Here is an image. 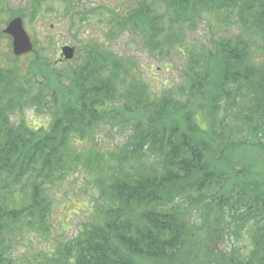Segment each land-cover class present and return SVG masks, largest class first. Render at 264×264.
I'll list each match as a JSON object with an SVG mask.
<instances>
[{
    "label": "trees",
    "instance_id": "16d2710c",
    "mask_svg": "<svg viewBox=\"0 0 264 264\" xmlns=\"http://www.w3.org/2000/svg\"><path fill=\"white\" fill-rule=\"evenodd\" d=\"M38 8L17 16L32 19ZM132 11L110 19L109 40L129 30L158 60L183 56L182 79L160 92L133 58L93 40L42 80L0 66V264H264V182L234 166L239 151L264 152V48L256 58L252 42H264V0H151ZM81 14L70 12L83 24ZM204 15L213 20L208 42L185 41ZM35 61L43 76L47 66ZM27 106L51 111V122H13ZM194 114L208 127L188 128ZM109 134L118 142L101 150ZM81 168L94 186L91 220L44 260L18 249L49 236L51 187ZM241 231L245 256L217 253L219 238Z\"/></svg>",
    "mask_w": 264,
    "mask_h": 264
},
{
    "label": "rangeland",
    "instance_id": "374dc122",
    "mask_svg": "<svg viewBox=\"0 0 264 264\" xmlns=\"http://www.w3.org/2000/svg\"><path fill=\"white\" fill-rule=\"evenodd\" d=\"M151 0H70L71 11L81 12L85 22L82 24L80 17H71L70 12L67 14L65 10V2L63 0H0V66L8 67L14 63L18 65L22 74H30L35 78L43 79L48 76L47 72L50 70L60 71L67 65H72L77 57V49L89 41H98L100 44L106 46L107 49L119 55L133 58L135 71L143 78L148 85V89L154 92H160L165 86L169 85L176 78L182 79L180 76L183 70V56L179 52H173L169 58L158 60L155 56H150L144 49L141 38L132 34L129 30L119 33L117 37L109 40L108 32L114 28L110 19L114 16L118 20L127 17L132 13L133 9L138 4ZM163 1V0H160ZM39 2V12L34 18L26 17L22 20L17 14L25 7ZM161 4L163 10L164 4ZM86 17H84V16ZM205 17V15H204ZM20 18L23 27L31 39L35 43L32 52L23 56H14L12 51V40L8 35L3 33L7 24L15 19ZM204 23L199 22L193 30L185 32V41L196 42L197 45L207 43L210 36V28L213 26V20L205 17ZM210 22V23H209ZM166 23V21H165ZM222 28L221 24H214V29ZM213 29V30H214ZM230 29V28H229ZM227 30L226 35L230 33ZM234 30V27L231 28ZM253 50L257 49L259 52L254 56L259 58L262 56L264 42L261 39L253 38ZM33 45V44H32ZM70 46L75 51L73 61H65L61 55V48L63 46ZM18 58V59H16ZM35 62L43 60L46 67L40 66L44 75L35 73ZM163 61H167L168 68H164ZM178 69V71H177ZM20 76L24 77V75ZM35 73V74H34ZM40 109L37 111L32 106L25 107L18 115L13 117V122L20 121L24 118L27 123L33 128H41L48 125L52 120L51 111H44ZM50 110V109H49ZM188 121V128H192L193 132L197 131V125L201 128H207L204 116L199 114ZM173 122V121H172ZM200 134V131L198 132ZM264 142V137L260 139ZM118 142V136H104L103 143L100 144L101 150L115 147ZM246 151V152H245ZM214 157L217 155L212 152ZM240 160H247L246 164H240ZM256 163V166L254 165ZM264 152L256 147L250 146L248 150L238 152V162L236 166L242 165L244 171L253 174L259 182H264ZM239 173L241 171H238ZM241 177L236 178L240 180ZM85 169L81 168L80 173H74L64 177L60 183H55L51 187V215L49 218L50 227L48 229L49 236L43 239L39 237L34 240V244L24 240L19 243L18 249L21 247L25 251L32 254H38V258L44 260V255H51L54 248L67 240L74 237L81 229L83 223L91 220V208L94 200V186L89 182ZM96 187V185H95ZM21 187L18 188L19 194ZM20 195H16L19 198ZM21 197V196H20ZM92 199V201H91ZM94 203V202H93ZM234 225H231V228ZM217 253L222 255L224 253H232L237 251L240 255L245 256L250 247V239L248 232L241 231L239 235L230 233L224 235L217 240Z\"/></svg>",
    "mask_w": 264,
    "mask_h": 264
},
{
    "label": "water",
    "instance_id": "95a60500",
    "mask_svg": "<svg viewBox=\"0 0 264 264\" xmlns=\"http://www.w3.org/2000/svg\"><path fill=\"white\" fill-rule=\"evenodd\" d=\"M3 33L8 35L12 40V51L14 56H23L32 51V42L20 18L11 20L3 30ZM61 55L64 60L70 61L74 57V50L70 46H64L61 48Z\"/></svg>",
    "mask_w": 264,
    "mask_h": 264
}]
</instances>
